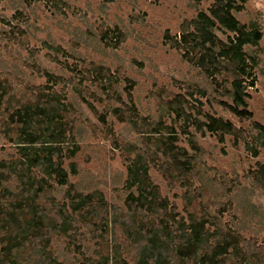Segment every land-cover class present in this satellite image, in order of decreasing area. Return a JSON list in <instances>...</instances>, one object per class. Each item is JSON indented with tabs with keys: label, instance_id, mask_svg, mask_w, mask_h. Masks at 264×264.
Segmentation results:
<instances>
[{
	"label": "rangeland",
	"instance_id": "rangeland-1",
	"mask_svg": "<svg viewBox=\"0 0 264 264\" xmlns=\"http://www.w3.org/2000/svg\"><path fill=\"white\" fill-rule=\"evenodd\" d=\"M214 2L0 0V90L7 100L0 111V163L11 164L20 156L16 141L21 122L16 111L37 101L48 104L44 100L50 96L61 100L59 105L52 102L60 107L59 126L66 132L62 166L69 183L59 185L49 177L52 185L38 194L36 202L60 225L52 234L51 225L42 232L51 237L48 247L62 264H106V256L115 252L118 264H138V244L125 228L145 226L142 238L157 242L153 234L160 240L169 231L173 204L177 220H187L191 210L200 217L212 213L221 228L235 232L244 251L250 249L264 260L260 219L235 213L232 207L219 211L243 186L253 191L252 201L264 212V185L257 174L259 163H264V146L251 136L258 133L256 122L264 124V0H247L244 9L233 10L242 23L257 19L263 31L258 46H245L257 61L254 85L245 78L252 117H241L223 103H233L224 93L230 85L225 71L210 75L207 67L213 70L212 61L208 66L197 64L196 52L184 54V46L174 45L182 24L201 10L211 13ZM215 32L226 40L221 29ZM48 43L62 51L50 49ZM208 115L230 120L238 130L223 135L203 130L200 123L208 121ZM168 128L179 137L174 146L191 155L192 167L182 164V149L169 145L168 154L162 153ZM248 141L257 144L258 156L248 149ZM134 145L147 157L153 190L148 198L157 193L158 201L168 202L167 208L149 209L146 202H138L135 187L127 188ZM74 147L78 149L71 155ZM52 160L59 157L53 155ZM32 171L46 176L36 165ZM10 181L20 187L15 174ZM213 188L221 197H215ZM77 192L87 197L74 200L78 210L70 201ZM29 240L20 256L23 264L34 243H45L42 238ZM3 244L0 241V248ZM165 244L166 257L158 262L169 264L176 254L169 251V240ZM171 262L178 264L180 259L176 256ZM223 264L243 263L232 254Z\"/></svg>",
	"mask_w": 264,
	"mask_h": 264
},
{
	"label": "trees",
	"instance_id": "trees-1",
	"mask_svg": "<svg viewBox=\"0 0 264 264\" xmlns=\"http://www.w3.org/2000/svg\"><path fill=\"white\" fill-rule=\"evenodd\" d=\"M246 2L247 0H215L211 13L201 10L195 18L186 20L182 24L179 38L175 39L174 45L184 46L187 49L184 54L196 52L197 64L208 66L212 61L213 70L207 67L210 75L213 76L216 72L225 71L229 75L226 82L230 85L225 87L224 93L232 98L233 103L229 104L225 101L223 103L233 113L241 117H252L253 114L249 110L247 101L249 94L246 92L245 78L251 79V85H254L256 80L254 68L257 61L252 54H248L245 46H258L263 37V31L257 19L252 17L245 24L234 15L233 10L241 11ZM217 29L222 30L226 35V40H221L218 37L215 32ZM47 47L56 52L62 51L61 46L48 43ZM12 68L15 70L16 65H12ZM13 75L18 76V72H14ZM214 79L215 82H218L216 76ZM201 92L203 95L206 94L205 90ZM3 95L0 90V111L2 103L7 101ZM50 97L49 100L48 97L44 100L48 101L45 102L48 104L37 101L16 111L15 115L21 122V134L18 137L20 141H16L19 145L20 156L11 164L5 161L0 163V230L3 231V234L0 232V241L4 243L0 248V264H23L20 260L24 250L23 245L25 243L30 244L29 239L33 237L42 238L45 243H37L42 245L33 244L32 252L25 264H62L53 257L50 247H48L51 237L46 235L47 231L42 232L46 228L45 226L51 225L52 229L49 234H52V230H57L60 225H56V220L50 218L44 208L39 207L36 202L38 194L52 185L48 181L49 177L57 179L59 185L69 183L68 171L62 166L63 146L61 145L65 143L66 132L63 127L59 126L63 118L61 114H58L60 107L57 104L59 105L61 100L53 96ZM54 100L57 104L52 102ZM176 110L180 114L177 108ZM114 111L118 112L119 109L114 108ZM200 124H202L201 129L221 131V135L233 134L238 130L230 120L212 115H208V121ZM255 128L258 133L251 136L259 146H264V124L256 122ZM178 138L176 131L168 128V134L163 142L165 149L161 151L163 154H168L169 145L176 149H182L184 151L181 156L184 157L182 164L185 167H190L191 155L183 150L184 148L174 146ZM257 144L247 142L248 149L255 156H258L260 152ZM77 149L74 147L71 150V155H74ZM131 149H136L134 151L136 155L131 158L128 164L127 188L135 187L138 193V202H146L149 209L158 210L161 206L167 208L168 202H163V200H159V202L157 199L160 196L157 193L151 194V198H148L149 193L153 190L150 188L147 157L145 152L136 145ZM53 155L58 156L59 160L53 161ZM32 165L43 169L47 177L35 175L32 171ZM71 167H75L74 162L71 163ZM13 174L19 180L20 187L14 188L12 183H7ZM257 174L258 180L264 185V163H259ZM213 189L215 190V197H221L217 189ZM252 192V190L241 186L229 196L228 202L221 204L219 211L223 213L228 210V207H232L235 213H244L251 219L259 218L264 225V212L252 201ZM79 194L81 193L77 192L74 196L72 195L70 200L76 210L80 208L73 203L74 200L82 201L87 198L81 197ZM27 197L32 199L29 200L28 204H24V202H28ZM229 204L230 206H228ZM96 213L98 214V212ZM169 213L174 214V216L169 217V231L160 240V236L153 234L157 238V242L142 238L144 235L142 230L145 231V226L137 227L133 231L132 227L125 228L126 232L131 231L129 234L134 237L132 241L138 244V264H163L162 261L158 262V260L165 259V251L168 248L165 243H168V240L169 251L174 250L176 254L169 258V264L176 256L180 259L178 264H223L227 255L232 254L240 256L243 264H263L264 260L259 254H255L250 249L248 252L244 251V248L241 247V241L233 234L235 232L225 231L216 221L212 220L214 217L212 213L209 212V217H200L199 214L191 210L187 220L185 218L177 220L175 204L171 206ZM39 220L43 221L39 222ZM64 226L65 224L62 225V227ZM212 226L214 227L211 230ZM163 239L166 242H163ZM231 247L232 250H230ZM118 256L117 252L111 258L106 256L107 263L111 260L112 264H118Z\"/></svg>",
	"mask_w": 264,
	"mask_h": 264
}]
</instances>
